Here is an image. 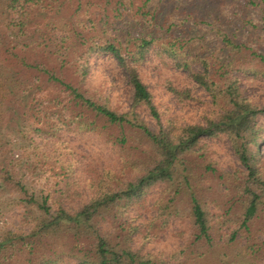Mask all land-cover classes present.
<instances>
[{
  "label": "trees",
  "instance_id": "16d2710c",
  "mask_svg": "<svg viewBox=\"0 0 264 264\" xmlns=\"http://www.w3.org/2000/svg\"><path fill=\"white\" fill-rule=\"evenodd\" d=\"M251 2L264 10V0ZM127 11L125 0H0V201L26 207L35 222L29 233L2 231L0 264H264V104L233 73L264 77V51L241 39L237 24L215 28L226 50L218 73L185 21L170 23L157 8ZM177 30L184 36L168 40ZM152 54L210 97L199 122L157 104L143 75ZM104 56L127 74L129 110L88 87L94 58ZM163 84L182 103L196 100L191 83ZM49 85L69 97L70 123L112 143L115 166L61 138L64 111L37 96ZM217 138L237 167L217 172L207 149ZM51 162L56 196L35 183L39 165ZM178 218L189 221L182 242L168 254L147 250Z\"/></svg>",
  "mask_w": 264,
  "mask_h": 264
},
{
  "label": "rangeland",
  "instance_id": "374dc122",
  "mask_svg": "<svg viewBox=\"0 0 264 264\" xmlns=\"http://www.w3.org/2000/svg\"><path fill=\"white\" fill-rule=\"evenodd\" d=\"M130 5V11L137 16L142 15L148 8L166 12V19L173 21H185V26H191V33L186 31L188 39H191L193 46H198L202 51L210 52L216 59L218 73L226 70V50L222 48V42L217 35L215 28L226 27L231 22L237 24L241 39L248 41L249 45L258 52L264 51V10L262 6H255L251 0H134ZM142 5L141 10L138 7ZM249 6V8H248ZM130 11H127L129 14ZM184 36L181 31L168 33V40L175 41L179 36ZM165 37V36H164ZM92 73L89 77L88 87L95 89L103 87V94L111 97L113 105L120 111L129 110L133 89L128 82L125 70L121 69L109 57L94 58ZM167 61V60H166ZM203 66H200V70ZM234 75L243 79L247 95L253 97L258 103L264 104V77H258L252 81H246V77L237 70ZM145 81L154 93L155 101L162 110H171L177 113L184 123L199 122L201 117L209 110L211 99L202 87L190 78L187 71L176 69L170 61L165 62L164 58L151 55L149 62L143 69ZM174 81L180 87L194 85V96L196 100L182 103L170 92L164 82ZM44 100V106L49 104L55 111H64V118L68 120L69 126L61 132V138L75 149L78 153L94 158L102 167L115 166L119 162V154L114 152V146L108 139L97 132L82 130L77 124L70 123V116L74 111L71 108V101L67 94L60 88L54 86L45 87L37 95ZM57 98L59 100H57ZM67 107H70L66 110ZM144 118L151 126L156 127L149 114L144 112ZM43 124V121H41ZM114 136L118 135L117 130L111 131ZM208 155L211 156L214 166L220 170H231L238 166L237 158L229 143L225 139H208ZM114 149V150H113ZM40 174L36 175L35 183L39 190L50 192L56 196L55 191L59 190L57 185L59 175H56L52 168V162L39 165ZM216 173V172H215ZM4 200L0 201V235L4 230H11L17 233H29L35 226L32 213L22 205L7 206ZM74 204V205H73ZM80 200L70 204L79 206ZM189 228L188 219L178 218L173 225L158 239L147 244V250L168 254L182 242V236L178 232H184ZM216 256L212 258L213 262Z\"/></svg>",
  "mask_w": 264,
  "mask_h": 264
}]
</instances>
